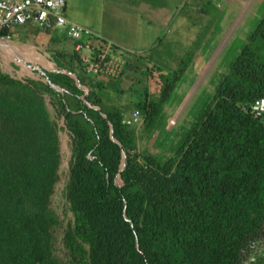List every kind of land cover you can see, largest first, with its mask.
<instances>
[{
	"label": "trees",
	"instance_id": "1",
	"mask_svg": "<svg viewBox=\"0 0 264 264\" xmlns=\"http://www.w3.org/2000/svg\"><path fill=\"white\" fill-rule=\"evenodd\" d=\"M250 38L264 43V14ZM78 65L77 54L58 63L88 94L70 74L19 79L0 61V264H264V114L253 113L264 97L260 53L242 46L164 158L141 148L125 122L129 108ZM163 80L137 103L148 114L175 87ZM66 129L72 158L61 213L53 198Z\"/></svg>",
	"mask_w": 264,
	"mask_h": 264
},
{
	"label": "crops",
	"instance_id": "2",
	"mask_svg": "<svg viewBox=\"0 0 264 264\" xmlns=\"http://www.w3.org/2000/svg\"><path fill=\"white\" fill-rule=\"evenodd\" d=\"M206 9V0H66L64 13L70 20L114 41L124 54L126 66L122 76H100L96 80L102 82L107 95L113 94L125 104L134 101L131 91L141 65L153 75L163 67L177 70L187 65L188 57L197 55L193 47L204 24L209 22ZM1 30L0 60H11L12 68L18 72L22 68L18 70L17 63L26 67L25 76L8 73L49 82L46 72H71L58 66L77 54L76 40L67 27L46 29L34 22L12 25L7 28L12 35L9 40L2 39ZM120 78L122 81L113 83Z\"/></svg>",
	"mask_w": 264,
	"mask_h": 264
},
{
	"label": "rangeland",
	"instance_id": "3",
	"mask_svg": "<svg viewBox=\"0 0 264 264\" xmlns=\"http://www.w3.org/2000/svg\"><path fill=\"white\" fill-rule=\"evenodd\" d=\"M209 22L204 24L198 41L194 44V53L187 59V65L177 70L163 67L156 70L153 77L144 65L140 72L135 73L132 99L135 101L122 103L112 95L111 101L120 106L126 105L130 115L135 109L140 110L141 123L134 124L142 149H148L160 158L172 155L178 143L185 137L188 130L202 115L208 104L213 100L216 89L224 75L229 71L231 63L240 53L244 44L250 43L264 60V43L250 38L264 14V0H206ZM196 60H195V59ZM48 64L45 58H42ZM1 65L7 72L15 76H25L23 63H17L18 70L12 68L11 60L1 59ZM28 68V67H27ZM179 73L180 77L175 82ZM92 80L99 78L91 76ZM164 78L175 82V87L166 102L157 110L147 113L146 108L137 106L144 102L146 87H151L156 94L158 80ZM122 81L113 80L114 82ZM162 83V82H161ZM110 94V93H108ZM131 101V100H130ZM145 115H157L154 122L147 123ZM63 123V120H61ZM157 131L151 136L154 129ZM63 178L54 195V203L61 213L67 210L64 190L72 158V140L68 129L62 131Z\"/></svg>",
	"mask_w": 264,
	"mask_h": 264
},
{
	"label": "built area",
	"instance_id": "4",
	"mask_svg": "<svg viewBox=\"0 0 264 264\" xmlns=\"http://www.w3.org/2000/svg\"><path fill=\"white\" fill-rule=\"evenodd\" d=\"M66 0H0V29L12 25L34 22L43 28L67 27L76 40L79 67L90 76L116 78L124 74L126 59L111 39L94 33L90 28L70 20L64 13ZM12 38L10 33L3 40ZM256 116L264 114V97L253 104ZM140 110L135 109L126 116L125 122L131 125L141 123Z\"/></svg>",
	"mask_w": 264,
	"mask_h": 264
},
{
	"label": "water",
	"instance_id": "5",
	"mask_svg": "<svg viewBox=\"0 0 264 264\" xmlns=\"http://www.w3.org/2000/svg\"><path fill=\"white\" fill-rule=\"evenodd\" d=\"M69 74L72 75V76L77 80L78 84H79L81 87H83V88L85 89L86 94L89 93V89H87L86 87H84V85L81 83V81H80L78 75H76V74L73 73V72H69ZM19 79H23V78H19ZM97 108H100V107L97 106ZM62 120H63V123H62V124H64L65 121H64V119H62ZM112 133H113V127H112ZM113 138H114L116 141H118L114 136H113ZM123 154H124V158H123V163H122V167H121L122 170L124 169V167H125V165H126V161H127V153L124 151ZM120 178H121V181L123 182V179H122L121 175H120ZM126 216H127V213H126Z\"/></svg>",
	"mask_w": 264,
	"mask_h": 264
}]
</instances>
